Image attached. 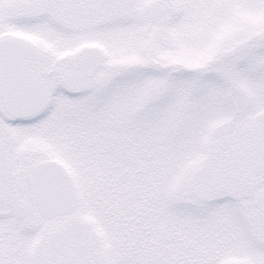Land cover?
Here are the masks:
<instances>
[{"label": "snow or ice", "instance_id": "snow-or-ice-1", "mask_svg": "<svg viewBox=\"0 0 264 264\" xmlns=\"http://www.w3.org/2000/svg\"><path fill=\"white\" fill-rule=\"evenodd\" d=\"M0 264H264V0H0Z\"/></svg>", "mask_w": 264, "mask_h": 264}]
</instances>
